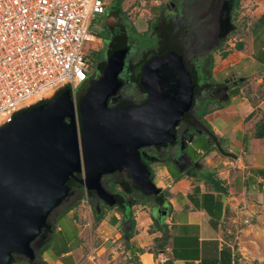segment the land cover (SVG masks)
Masks as SVG:
<instances>
[{
	"label": "water",
	"instance_id": "water-1",
	"mask_svg": "<svg viewBox=\"0 0 264 264\" xmlns=\"http://www.w3.org/2000/svg\"><path fill=\"white\" fill-rule=\"evenodd\" d=\"M229 22L226 36L234 29ZM129 51L127 40L116 41L104 75L88 87L77 111L67 89L0 126V264H10L14 256L35 261V245L54 230L52 214L75 193L70 179L108 206L117 197L103 180L116 172L126 173L145 193L161 192L148 161L162 158L148 148L166 151L183 142L185 131L174 129L194 108L196 82L182 56L158 54L142 70L148 101L112 107L124 83L120 76ZM160 211L158 206L153 210L155 219Z\"/></svg>",
	"mask_w": 264,
	"mask_h": 264
},
{
	"label": "crops",
	"instance_id": "crops-1",
	"mask_svg": "<svg viewBox=\"0 0 264 264\" xmlns=\"http://www.w3.org/2000/svg\"><path fill=\"white\" fill-rule=\"evenodd\" d=\"M154 1L161 5L170 0ZM239 2L242 9L254 2V27L243 38L230 42L223 54L213 56L215 63L205 79L197 68L199 85L203 83L200 94H203L196 97L189 119L182 124L183 142L172 150L173 160L169 156V159L148 161L153 169V181L166 193L167 215L163 224L169 230L168 245L159 248L162 239L157 238L162 233L158 229L149 231L155 218L144 210L138 214L141 219L134 218L138 220L137 229L146 223L144 229L127 236L128 264H133L131 257L141 264H163L174 253L178 258L175 264L243 263L245 256L240 243L233 241L224 227L233 216L232 194L246 190L251 200L264 198V136L257 135L264 130V0ZM127 31L124 29L128 38L131 34ZM166 38L168 51L173 46L174 50L178 49L175 38L171 35ZM143 51L140 56L144 64L152 51L147 47ZM200 106L203 117L197 114ZM229 157H240L241 163L227 173L225 162ZM82 198L83 195L69 199L70 204L77 205L67 213L57 214L50 222L54 230L41 246H50L41 254L48 264H79L90 247L97 246L94 232L100 231L106 215L104 221L97 223L96 208L84 203ZM114 215L118 222V211ZM115 222L111 220V226ZM88 230L90 241L83 236ZM112 261L114 257L106 264Z\"/></svg>",
	"mask_w": 264,
	"mask_h": 264
},
{
	"label": "built area",
	"instance_id": "built-area-1",
	"mask_svg": "<svg viewBox=\"0 0 264 264\" xmlns=\"http://www.w3.org/2000/svg\"><path fill=\"white\" fill-rule=\"evenodd\" d=\"M107 5L108 0H0V126L67 89L77 111V88L95 74L88 51L96 52L102 42L91 33V24L106 13ZM254 11L251 2L238 18L235 15L232 42L252 30ZM240 163V157H229L225 171L230 173ZM82 201L90 203L87 189ZM230 205L231 222H250L254 205L246 190L232 194ZM97 253L98 247L92 245L79 264L93 260Z\"/></svg>",
	"mask_w": 264,
	"mask_h": 264
},
{
	"label": "rangeland",
	"instance_id": "rangeland-1",
	"mask_svg": "<svg viewBox=\"0 0 264 264\" xmlns=\"http://www.w3.org/2000/svg\"><path fill=\"white\" fill-rule=\"evenodd\" d=\"M202 1L203 2L198 1L199 3L198 4V3H194V0H193L192 2L193 5L198 4L199 6L197 5L198 6L197 9H191V12L193 13L195 12L196 14L199 11V14L201 15L202 13H204L205 10H209V6H211V3H212L211 0L209 1L202 0ZM154 2H155L154 0H123V2L121 3V7L119 8L116 5V2L114 0H108L106 13L104 15L97 16L91 24L90 31L91 33L96 35V37H100L101 34H105V35H108V39H109V37L112 36L111 32H113L115 36L123 35L124 29L126 31L128 30L129 33L131 34L130 37L132 40V54L128 55L127 63L129 65L128 69L130 73L133 72V75H130V76H132L133 80H136L138 84L132 83L130 80H128L124 88H122L118 92V94L113 98L110 104L112 107H115L118 104H122L125 102H132V103L138 102L139 103L143 101V99L146 97L147 93H145L146 90L144 89V86L141 82L143 80L142 71L135 72V70L133 69L136 65V61H139L142 59L140 55L144 53L143 50L146 47L150 51H153L155 49V52H157L161 49V47L164 46V34H159L155 30V26L160 24L162 16L163 14L166 13L167 8H166L165 3L158 5V3L156 2L154 3ZM192 3L190 0H184L183 5L188 7V4L190 6V4ZM193 5L191 6V8L193 7ZM221 7L225 14V16L223 17L225 19V23H224V27H222L221 24L223 22L220 21L219 28L221 30L223 28L224 33H226V31L228 30L229 24H230L229 19H230V15H231L232 8H233V3L229 2V0H226L224 1L223 4H221ZM242 10H243L242 7L236 8L235 10L236 18L239 17L240 12ZM204 17H206V15ZM178 19L179 18H177V20ZM176 24L177 25L179 24V28H180L179 30L189 29V32L185 33L181 37L180 43H181L182 49L187 54L188 62L191 65V68H193L196 80L198 82L197 68L201 76H203L204 71L202 70L200 66L201 65L200 62L199 64H197L198 62L196 63V59L193 60L194 58L192 57L191 54L193 53L192 51H194L193 47L197 48V46L200 44L202 40V39L200 40L199 31L200 30L203 31V34H204L203 38L206 36V31H207L205 28L206 23L202 22L201 23L202 27L197 30L193 27L194 24L192 25V19H191V16L189 15V16H186V18L183 17V19L179 21H175V23H173V26H177ZM216 27L217 26H215V28ZM112 29L113 31H111ZM231 32L232 31H230L227 35H229ZM178 33L179 31H176V36ZM100 38L102 39V42L98 43L99 49L96 52L92 50L88 51L90 57L92 58V62L95 68L94 70L97 69V71L100 70V67L105 62V60L107 61V58L109 55L108 47L105 41H103L104 39H107V38H104V37H100ZM230 42L232 41L231 39L228 38V41L224 42L221 45V47H219L215 51L213 56L215 55L220 56L221 54H223L224 50L230 47L229 45ZM214 60L213 62L209 64L210 67L213 65V63H215ZM194 62H195V65H194ZM210 67H208V71ZM124 75H127V74L125 73ZM201 84L203 83H200V85ZM139 85L142 88H140ZM139 88L141 91H139ZM200 88H203L202 85ZM85 89H87L86 84L82 85L81 87H78L77 88L78 94L81 95L85 91ZM46 101L47 100H43L39 102V104H43ZM151 150L152 149L148 148V151H150V153H153V150L152 151ZM159 151L164 153L161 156L162 158L169 157L165 149L160 148ZM142 152H144V149L142 150ZM143 160L146 161L144 157H143ZM123 176L124 175L122 174L120 175L119 173H116L113 177L110 175L107 177L105 176L103 182L104 184H107V185L110 184L109 188L114 190L115 193L120 194L124 197L127 196L128 199H130L132 198L134 194L137 193L132 183L128 181L129 184H128L127 190L118 184H114L113 181L109 183L110 178H114L118 180ZM126 176L128 177L127 174ZM94 193H89L90 204L96 207L97 216L98 214L104 212V214L106 215L105 216L106 220L104 224L102 225L100 231L94 232V234L97 235V237L95 238V241L97 242L96 245L97 247H100L98 255H96L97 257L94 258L93 260H87L86 264H106L107 260H111L113 257L115 258V261H112V263L110 264H128L129 259L126 258V254H125L126 242L128 241L127 236H130L131 234L133 235L134 233L135 234L140 233L139 230L141 231V229H144L146 225L145 223L140 226L141 229H137L136 224H138V220L137 219L135 220V224H134L135 228L133 227L132 222L135 216L141 219L138 214L144 210L153 216L152 212L156 206L155 205L156 198H153L152 196L145 197V196L140 195L141 199L136 201L137 203L135 204V206L131 207L130 212L128 214V216H130L131 221L129 219V222H126L124 220L123 213L119 212V208H120L119 206L117 207L115 205L108 206L107 204L104 203V201L99 199L96 193L95 194ZM157 200L159 201V199H156V201ZM70 201H73V200H70ZM250 201H251V204L254 205L251 211L252 217L251 216L248 217L250 219V222L249 223L239 222V224L228 222L226 224V227L224 228L227 233L229 230L228 234H230V237L233 241L240 243L241 251L243 255L245 256L242 264H264V198L261 200H257V199L251 200L250 199ZM74 203L75 205H77L76 202ZM143 204H146L145 208L142 207ZM68 206H70L69 199L66 200L59 208H57L54 211V213L51 216L50 222L54 220L55 216L58 214L59 211H61L62 209ZM117 211H118L120 219L118 220V222L114 223V226H111L112 225L110 224L111 220H113V218L115 217L114 214ZM103 219L99 220L96 218V222L100 223V221H104ZM153 222L154 223L151 224L149 228L150 232L152 229L153 230L157 229L155 219H153ZM86 225H88V219H87ZM97 225H100V224H97ZM88 228L89 227H87V229ZM88 231H86L83 234L84 240L86 241L87 240L90 241V236H89L90 231L89 232ZM45 240L42 241V244L40 243L39 246H42L45 243ZM39 246L35 245L36 251L37 249L41 248ZM41 259L39 257H36L35 261L31 263L29 260H27L23 256H14L10 264H41Z\"/></svg>",
	"mask_w": 264,
	"mask_h": 264
},
{
	"label": "flooded vegetation",
	"instance_id": "flooded-vegetation-1",
	"mask_svg": "<svg viewBox=\"0 0 264 264\" xmlns=\"http://www.w3.org/2000/svg\"><path fill=\"white\" fill-rule=\"evenodd\" d=\"M190 1H191V3L193 2V0H190ZM198 1L203 2L202 0H194V3H198ZM224 1H226V0H211L212 3H211V6H209V10H205V11L203 10L204 13H202L200 15L199 11L196 14H195V12L194 13L191 12V9H197L198 8V6H199L198 4L199 3L195 4V5H193V3H192V4H190V6L188 4V7H187V6L183 5L184 0H170L168 3H165L167 11H166L165 14H163L162 19L160 21V24L155 26V30L159 34H164V37H166V35H171V37L175 38V44L178 46V49L174 50V46L171 47V48H168L170 51H168L167 48H165L164 50H161V49H163V48H161L159 51L155 52V49H154L150 56L153 57L155 55L164 54L166 52H171V53L174 52L175 54H177L179 56H182L183 62L185 64L186 69L192 74L193 80L196 82V88H195L196 97H199L203 93L200 94V89L201 88H200V85L198 84V82L196 80L194 70H193V68H191V65L188 62L187 54L184 52L183 49H180L181 37L185 33H188L189 29L188 30L187 29L179 30L180 29L179 28V24L178 25L176 24L177 26H173V23H175V21H179V20L183 19V17L186 18V16H189V15L191 16V19H192V25L194 24L193 27L195 29H197V30L202 27L201 26L202 22L206 23V25H205V28L207 30L206 31V36L203 38V35H204L203 31H201V30L199 31L200 40L201 39L202 40H201L200 44L197 46V48L193 47L194 51H192L193 53L191 54L192 57L194 58L193 60L196 59V63L198 62L197 64H199V62H200V64H201L200 66H201L202 70L204 71L203 72L204 74H203L202 77L205 79L206 75H208L207 74L208 73V67H210L209 64L212 62V59H213V53H215V51L219 47H221V45L224 42L228 41L229 36L232 34L231 33L230 35L226 36L224 31H223V28H222V27H224V23H225V19L223 18L225 16V14H224V11H223V9L221 7V4H223ZM229 2L233 3L234 1L233 0H229ZM192 5H193V7L191 8ZM235 10H236V7L233 5L232 12H231V15H230V21L232 22L233 26H234V22H235V12H236ZM191 13H193V14H191ZM205 15H206V17H204ZM177 18H179V19L177 20ZM203 20H205V21H203ZM220 21L223 22L221 24L222 30L219 28ZM214 24H215V26H217L216 28H215ZM176 31H179L177 36H176ZM114 36H115L114 33H112V36H110L109 39L107 38V39L103 40V41H105V43H106V45L108 47V51H110L112 46L116 43L117 39L115 38L116 36L115 37ZM128 42H129V45H130L129 54H132V40H131L130 36L128 37ZM165 44H166V42H165ZM181 48H182V46H181ZM108 54H109V52H108ZM151 57H149V59ZM107 61H108V58H107ZM107 61L105 60V62L101 65L100 70L97 71V69H96L94 76L91 77L86 82V88L87 89H88V87H90V85L93 82H95L97 79L101 78L104 75L105 67L107 66ZM147 62H148V60L146 61V63ZM146 63L143 64V60L136 61V65H135L133 70H135V72H139V71L141 72L143 70V67L145 66ZM128 66L129 65H128L127 61H126L125 69H124L123 73L120 76V79H122L124 81L123 85L121 86V89L124 88V86L127 84L128 80H130L132 83L138 84L137 81L133 80L132 76H130V75H133V72L130 73V71L128 69ZM125 73L127 75H124ZM128 74H129V76H128ZM139 87L142 88L140 85H139ZM140 88H139V91H141ZM87 89H85V91L81 95H79L78 104H79L80 100L82 99V97H83V95H84V93L86 92ZM145 93H147V92L145 91ZM113 98H112V100H113ZM148 98H149V95L147 93L146 97L143 99V101H141L139 103L138 102H133V103L142 105V104H144V103H146L148 101ZM112 100H111V102H112ZM127 103H132V102H125V103H122V104H118L115 107H119V106H122V105L127 104ZM192 110L186 113V117H185V120H183V122H186L188 120V117L192 113ZM183 122H182V124H183ZM179 131H181V127H180V129L179 128L178 129H174V133H178ZM175 145H178V144L177 143L170 144L169 145L170 147L167 148V150H166V151H169V153H167V154L170 156V160L174 159V156H172V149L175 147ZM149 148L153 150V155L156 154L158 156H162L164 154L163 152L159 151L160 148L163 149L164 147L151 146ZM168 159H169V157H168ZM116 173H119L120 175L122 174V175L126 176V173H123V172H116ZM116 173H114V174H112L110 176L113 177ZM107 176H109V175H106V177ZM113 180H114V178H110L109 179V183H111ZM129 182L134 185V187L136 189L135 191H137V193L134 194L132 196V198H130V199H128L127 196L124 197V196H122L120 194L115 193L114 190L109 188L110 184L109 185L104 184L105 187L107 188V190L113 192L116 195L117 202H116L115 206H119V207L122 208V213H123V216H124V220L126 222H129L128 220L130 219V216H128V214L130 212L131 207H133L137 203L136 202L137 200L141 199L140 195L145 196V197L152 196L153 198H156V199H158L160 196H164L166 198V195H165L166 193L165 192L161 191L159 193L148 194V193H145L142 190H140V188L138 187L136 182L133 181L132 179L129 178ZM71 188L75 190V193L73 195H71L69 199L78 196V194L81 192V190H79L78 188H75V187H71ZM123 188L127 190V187L123 186ZM156 199H155V202H156V204H155L156 206L155 207H157V206L158 207H162L160 213L158 214L159 217H160V215L163 212H165L166 206L164 207V203L161 202L160 200L156 201ZM100 200H102V199H100ZM104 203H105V201H104ZM162 209H164V210H162ZM130 221H131V219H130Z\"/></svg>",
	"mask_w": 264,
	"mask_h": 264
},
{
	"label": "trees",
	"instance_id": "trees-1",
	"mask_svg": "<svg viewBox=\"0 0 264 264\" xmlns=\"http://www.w3.org/2000/svg\"><path fill=\"white\" fill-rule=\"evenodd\" d=\"M115 2H116V5L120 8L121 7V3L123 2V0H114ZM234 2V6L237 8V7H239V5H240V2H239V0H233ZM113 31V30H112ZM113 33V32H112ZM127 34L124 32V34L123 35H117L115 38L117 39V40H128V38H127V36H126ZM100 37H104V38H108V35H105V34H101L100 35ZM116 40V41H117ZM165 42H166V44H165ZM167 42H169V40H167V38L166 37H164V46L163 47H161V48H163V49H161V50H164L165 48H166V46H167ZM110 52V51H109ZM197 114H198V116H200V117H203V115H204V110L202 109V107L200 106L199 108H198V111H197ZM188 119H189V117H188ZM200 126L203 128V125L202 124H200ZM208 134H210L212 137H213V133L212 132H208ZM258 135V137H262V136H264V130L262 131V132H260V133H258L257 134ZM128 181H129V177H127V176H123V177H121L120 179H114L113 180V183L114 184H118V185H120V186H125V187H127L128 188ZM68 184H69V186L70 187H75V188H78L79 190H81V192L78 194V196H76V197H74V198H78V197H80V196H82V195H84L83 193V189L84 188H82V185L77 181V180H75V179H70L69 181H68ZM89 193H94V191H88ZM95 194V193H94ZM161 202H163L164 203V207L166 206V203L164 202V200H165V197L164 196H160L159 198H158ZM73 203V202H72ZM75 204H70V206H68V207H66V208H64V209H62L61 211H59L58 212V215H62L63 213H67L70 209H72L73 208V206H74ZM117 207V206H116ZM162 208V207H161ZM162 210H164V209H162ZM119 212H122V208L120 207L119 208ZM104 212H102V213H100V214H98V216H97V219H99V220H102L103 218H104ZM167 215V209L165 210V212H163L161 215H160V217L158 218V219H155V222H156V225H157V229H158V231H161V233H162V236L161 237H159V238H157V240H159V239H162V241H161V243L159 244V248L160 249H165L166 247H167V245H168V240H169V236H168V233H169V230H168V228H167V225L166 224H163V219H164V217ZM55 218H56V216H55ZM54 218V219H55ZM115 219L116 218H113V220H114V222H115ZM134 224H135V221L133 220V222H132V225H133V227H135L134 226ZM151 231H153V229L151 230ZM128 242H129V239H128ZM127 243V242H126ZM50 246H49V244H45L44 245V247H42V248H40L39 250H38V253L37 254H39L38 256L40 257V259H41V254H42V252L43 251H45V250H47L48 248H49ZM176 259H178L177 257H176V255H175V253H174V256L173 257H170V258H168L163 264H175V260ZM130 261L133 263V264H141L139 261H138V259L136 258V257H131L130 258ZM41 264H48L46 261H43L42 259H41ZM236 264H240L239 262H237Z\"/></svg>",
	"mask_w": 264,
	"mask_h": 264
},
{
	"label": "clouds",
	"instance_id": "clouds-1",
	"mask_svg": "<svg viewBox=\"0 0 264 264\" xmlns=\"http://www.w3.org/2000/svg\"><path fill=\"white\" fill-rule=\"evenodd\" d=\"M89 191V190H88Z\"/></svg>",
	"mask_w": 264,
	"mask_h": 264
}]
</instances>
